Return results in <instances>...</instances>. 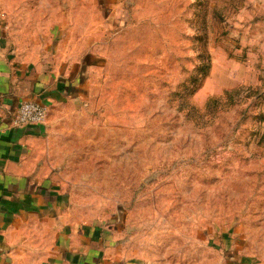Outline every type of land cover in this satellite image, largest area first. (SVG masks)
<instances>
[{
    "label": "rangeland",
    "instance_id": "obj_1",
    "mask_svg": "<svg viewBox=\"0 0 264 264\" xmlns=\"http://www.w3.org/2000/svg\"><path fill=\"white\" fill-rule=\"evenodd\" d=\"M0 40L84 67L42 147L111 257L264 264V0H0Z\"/></svg>",
    "mask_w": 264,
    "mask_h": 264
},
{
    "label": "crops",
    "instance_id": "obj_2",
    "mask_svg": "<svg viewBox=\"0 0 264 264\" xmlns=\"http://www.w3.org/2000/svg\"><path fill=\"white\" fill-rule=\"evenodd\" d=\"M48 48L36 55L0 40V264H122L103 234L77 224L66 211L44 158L47 123L16 127L18 104L43 106L75 96V55ZM82 73V70H81Z\"/></svg>",
    "mask_w": 264,
    "mask_h": 264
},
{
    "label": "built area",
    "instance_id": "obj_3",
    "mask_svg": "<svg viewBox=\"0 0 264 264\" xmlns=\"http://www.w3.org/2000/svg\"><path fill=\"white\" fill-rule=\"evenodd\" d=\"M47 117L46 108L32 101H22L18 104L13 118L16 127L41 126Z\"/></svg>",
    "mask_w": 264,
    "mask_h": 264
}]
</instances>
